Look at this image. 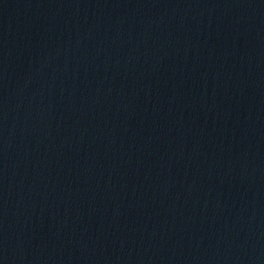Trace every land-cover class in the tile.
I'll return each mask as SVG.
<instances>
[{"label": "water", "instance_id": "obj_1", "mask_svg": "<svg viewBox=\"0 0 264 264\" xmlns=\"http://www.w3.org/2000/svg\"><path fill=\"white\" fill-rule=\"evenodd\" d=\"M0 264H264V0H0Z\"/></svg>", "mask_w": 264, "mask_h": 264}]
</instances>
